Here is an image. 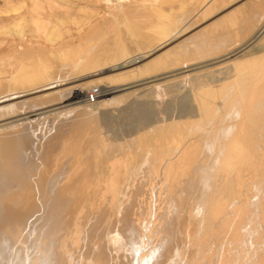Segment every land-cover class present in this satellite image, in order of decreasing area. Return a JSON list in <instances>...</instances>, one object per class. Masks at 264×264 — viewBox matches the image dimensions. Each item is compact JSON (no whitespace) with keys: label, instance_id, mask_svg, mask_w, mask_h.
I'll return each mask as SVG.
<instances>
[{"label":"bare ground","instance_id":"obj_1","mask_svg":"<svg viewBox=\"0 0 264 264\" xmlns=\"http://www.w3.org/2000/svg\"><path fill=\"white\" fill-rule=\"evenodd\" d=\"M242 1L0 0V105L69 94L0 117V129L24 123L0 136V264H264V55L253 50L264 0L245 23ZM203 25L205 37L181 40ZM212 51L223 54L176 67ZM105 81L90 92L104 100L78 102L80 88ZM140 86L152 88L141 98L155 100L187 86L195 115L104 138L102 110L135 108ZM82 103L68 111L99 112L69 130H55L53 118L41 119L40 132L25 124Z\"/></svg>","mask_w":264,"mask_h":264},{"label":"rangeland","instance_id":"obj_2","mask_svg":"<svg viewBox=\"0 0 264 264\" xmlns=\"http://www.w3.org/2000/svg\"><path fill=\"white\" fill-rule=\"evenodd\" d=\"M257 1L258 0H243L242 2H244V5H239L240 7H239V9L240 8H242L243 10H241L238 14H239V16L241 17V22L242 23H245L246 21H248V17H249V15L253 12V10H254V4H256L257 3ZM246 2V3H245ZM243 4V3H242ZM238 7V6H237ZM238 9V10H239ZM224 14V12L223 13H221V14H219L220 16L221 15H223ZM217 16V17H215L216 19L218 18V17H220V16ZM202 27H204V25L203 26H201V27H198L195 31H192V32H190L188 35H186L185 37H183L181 40H183V39H185V38H188L187 40L189 41V43L190 44H194V43H196L197 42V40H200V39H202L203 37H205L206 36V34H204V33H197ZM241 27V26H240ZM196 32V33H195ZM264 37V36H263ZM262 37V43L261 42H259L257 45H255V47H254V49L253 50H255L254 52H257L256 54H258V55H254L255 57L256 56H262V55H264V38ZM13 38V37H12ZM194 42V43H193ZM261 43V44H260ZM258 47V48H257ZM256 48V49H255ZM263 48V49H262ZM260 50V51H258V50ZM263 50V51H262ZM261 52H262V54H261ZM201 54L199 55V54H196V55H194V56H192L191 58H188V59H185V60H183V61H181V62H179V63H181L180 65H178V66H176L177 68L178 67H180L181 65L182 66H187V65H190V64H192V63H194L195 65L194 66H192L190 69H192V68H199V67H202V66H205V65H207L208 63H211L210 61H207V60H211V59H213V58H217V57H219V56H221L223 53H221L220 51H218V53L217 52H213L212 51V53H207V52H200ZM139 54V53H138ZM138 54L136 53V56L138 57ZM202 61V62H201ZM142 64V63H141ZM176 67H174V68H176ZM224 67H222V69H223ZM216 69H218L217 67L216 68H214V70H216ZM221 69V71L220 70H218L217 71V74L218 73H220V72H222L223 71V73L225 72V68L222 70ZM249 69V68H248ZM176 73V72H175ZM193 73V72H192ZM172 73H169V74H166L165 76H168V75H171ZM174 74V73H173ZM165 76H161V77H159L160 79L161 78H163V77H165ZM220 76V75H219ZM221 78L223 77V76H220ZM219 77V78H220ZM106 82V83H105ZM104 83H105V85H99V86H97V85H93V86H85V87H82V88H80V93H83L82 94V98H80V99H78V102H83V101H88L87 100V94L88 93H90V92H96V91H101L102 89H106V88H108V84H111V83H109V82H107V81H105ZM159 84H160V86H161V90L163 91L164 90V93H166L167 92V87H168V84L170 83V82H168V79H164V80H161V81H159L158 82ZM214 85H217V84H214ZM147 86H140V87H137V89L139 90V89H141V91H140V93H139V91H138V93H139V96H140V94H142V92H143V94H144V96L145 95H147L149 92H150V90L152 89L150 86H148V89L150 88V90H147V88H146ZM145 88V89H144ZM59 89H50V90H47V91H45V92H43V93H40V94H38V95H34V96H31V97H27V98H23V99H20V100H15V101H11V102H8V103H5V104H2V105H0V107H3V106H11V109L9 110V111H7V112H0V117H6V116H10V115H16V114H20V112H21V110H29V111H31V110H33L34 108H45L47 105L49 106V105H53V104H60L63 100H65V99H67L68 97H69V94H67V93H60V92H57ZM142 90H147L146 91V93L147 94H145V91H142ZM149 91V92H148ZM190 91V89L187 87V86H184V88H182V90H181V93L177 96V97H173L172 95H170V94H167L166 96H163L164 98H168V99H164L163 97H162V99H160V98H158L157 100H160L159 102H156L157 100H155V98H153V96H151V95H149V97H144V98H146V99H148V100H146V99H143V101H141L142 100V98H141V96L143 95H141L139 98H138V102L137 101H135L137 98H136V95H138V94H135V93H133V95H131L130 96V99H129V101H134L135 103H136V105H135V108H130L129 110L127 109V110H125V112L126 111H129V113L128 114H126L124 111V113L123 112H120L119 111V108H116V110L115 109H113V108H106V109H104V110H102V112H101V114L102 115H100L99 116V125H103V127H102V136L104 137V138H107L109 141H112V139H114V137L116 138V137H119L120 139L119 140H121V141H124L125 139H129V138H126L127 136H129V135H131V134H133V133H135V131H137L138 129H140L141 128V126L142 127H145V124H146V126H148V125H152V124H155L156 123V121L158 120H161V119H164L165 117L166 118H178V117H180V116H187V113L189 112V111H191V110H194V108H195V105H194V103L192 102V94L189 92ZM56 92V93H55ZM159 94V93H158ZM55 95V96H54ZM40 96V97H39ZM44 96V97H43ZM38 99H37V98ZM111 96H109V97H107V98H110ZM40 98V99H39ZM46 98V99H45ZM134 98H136L135 100H133ZM176 98V99H175ZM33 99H35V101H33ZM105 98H100V99H97L96 98V102L98 101V100H104ZM132 99V100H131ZM164 99V100H163ZM150 100V101H149ZM155 100V102H153ZM30 101V102H29ZM141 101V102H140ZM147 101V102H146ZM150 103H149V102ZM153 102V104H155V105H153L152 104V102ZM24 102H25V104H24ZM28 102V103H27ZM74 101H70V102H66L65 104H68V103H73ZM96 102H94V103H91V104H95ZM14 103V104H13ZM16 103V104H15ZM19 103V104H18ZM53 103V104H52ZM138 103V104H137ZM142 103V104H141ZM145 103V104H144ZM161 103H164V104H161ZM166 103V104H165ZM11 104V105H10ZM85 103H82V104H80V105H75V106H72V107H70V108H66V109H60V110H57V112L56 111H54V112H52V113H50V114H48V115H45V116H32V117H30V118H28V119H26L25 120V124L27 125V126H36V129L38 128V127H40L41 125H40V122L42 121V120H45V119H56L57 120V122H58V126H57V128L55 129V130H65V129H67V130H69V129H71L75 124H76V122H78L80 119H82V118H84V116L86 115V116H88V115H96L98 112H99V110L98 109H92V108H88V109H81V110H79V111H68V110H70V109H72V108H75V107H77V106H83ZM140 104H141V106H140ZM147 104H148V106H147ZM157 104H160L159 106H161V107H157L158 105ZM43 105V106H42ZM45 105V106H44ZM152 105V108L150 107V106ZM155 106V107H154ZM17 107V108H16ZM138 107V108H137ZM147 109H146V108ZM162 107H164L163 109H162ZM14 108V109H13ZM136 108H137V110H136ZM153 108H154V110H153ZM156 108L157 109H159V111H157L156 110ZM112 109V110H111ZM118 109V110H117ZM134 109V110H133ZM139 109H140V111H139ZM143 109V110H142ZM145 109V110H144ZM178 109V110H177ZM109 110L111 111V112H109ZM136 110V111H135ZM152 111V114H151V111ZM156 110V111H155ZM162 110V112H160ZM87 113H86V112ZM98 111V112H97ZM115 113H114V112ZM120 112V114H121V116H116V114H118L119 112ZM132 111V112H131ZM136 113H135V112ZM142 111V112H141ZM147 111V112H146ZM155 111V112H154ZM90 112H92V113H90ZM107 112V113H106ZM130 112H131V114H130ZM138 112V113H137ZM156 112H159L160 113V115H159V113L157 114ZM191 112H193V111H191ZM235 111H234V109L233 110H230V111H228L227 112V114L225 115V117H230L231 115H234L235 113H234ZM108 113L109 114H111V113H113V114H111L110 116H108ZM123 113V114H122ZM148 113V114H147ZM194 113V112H193ZM192 113V114H193ZM9 114V115H8ZM107 114V115H106ZM119 114V115H120ZM126 114V115H125ZM136 114V115H135ZM137 114H140V115H137ZM150 114V115H149ZM58 116V118H57V116ZM71 115V116H70ZM105 115H106V117H105ZM132 115H135L134 117L132 116ZM146 115H148L147 117H146ZM152 115H154V117L152 116ZM155 115L157 116H160V117H158V118H155ZM164 117H163V116ZM193 115H195V113L193 114ZM102 116H104V118L102 117ZM126 117V119H125V117ZM128 116H130L131 117V119H129L130 117H128ZM137 116V117H136ZM143 116V117H142ZM145 116V117H144ZM108 117H110V120L112 119V121H110L109 120V118ZM117 121V123H116V121H113L114 119ZM123 117H124V119H123ZM137 118V119H132V118ZM162 117V118H161ZM39 118V119H38ZM67 118V119H66ZM101 118H102V121H101ZM123 119L122 121L121 120H117V119ZM147 118V119H146ZM42 119V120H41ZM106 119V120H105ZM145 119V120H144ZM155 119H157L156 121H155ZM105 120V121H104ZM133 120V121H132ZM136 120H138V121H136ZM143 120V121H142ZM154 120V121H153ZM101 121V122H100ZM106 121H107V123H106ZM119 121H121V122H123V123H121V122H119ZM105 122V123H104ZM118 122H119V124H118ZM137 124V126H136V124ZM149 122V123H148ZM155 122V123H154ZM34 125H33V124ZM43 123V122H42ZM101 123H103V124H101ZM114 123H116V125L114 124ZM133 123V124H132ZM144 123V124H143ZM16 124V123H15ZM13 124V125H9V127L8 126H6V127H4V129L3 128H1L0 130V136L1 135H3V134H5L7 131L8 132H12V131H16V132H18L19 130H21L22 129V127L21 126H23V124L21 125L20 124V126H19V123L18 124ZM111 124H112V126H111ZM122 124H125L126 125V127H124L125 125H122ZM128 124H129V126H128ZM139 124H140V126H139ZM89 125H91V124H89ZM105 125H110V127H106ZM115 125V127H117V128H115V127H113ZM120 125H122L123 126V128L122 127H120V128H118ZM132 125V126H131ZM144 125V126H143ZM15 128H14V127ZM17 126H19V129H18V127ZM67 126V127H66ZM7 127H8V129H7ZM108 128V129H106V128ZM111 127H113V129L111 128ZM13 128V129H12ZM109 128H110V130H109ZM121 128H122V131H121ZM126 128V129H125ZM135 128V129H134ZM150 128V127H149ZM6 129V131L4 132L3 130H5ZM12 130V131H10V130ZM104 129H106L105 131H104ZM115 129V130H114ZM119 131H118V130ZM125 131H124V130ZM130 129H132L131 130V133L129 132L128 134H127V130H129L130 131ZM38 132H40V128H38ZM112 130V131H111ZM135 130V131H134ZM148 130V129H147ZM115 131V132H114ZM118 131V132H117ZM127 131V132H126ZM132 131H134V132H132ZM1 132H2V134H1ZM4 132V133H3ZM114 132V133H113ZM121 132H123V134L121 133ZM110 134V137H109V134ZM113 135H112V134ZM118 133V134H117ZM124 133H126L127 134V136H125V137H121V135L123 136L124 135ZM108 134V135H107ZM120 134V136H116V135H119ZM125 134V135H126ZM215 134L216 133H212L211 134V136L209 137V139L211 140V141H216L217 140V136H215ZM135 135V134H134ZM74 137L76 136L77 137V135L76 134H74L73 135ZM72 136V137H73ZM107 136V137H106ZM111 136H114L113 138H111ZM73 137V138H74ZM75 137V138H76ZM110 138V139H109ZM123 138V139H122ZM259 137H257L256 139H254V141H262L261 139L259 140L258 139ZM258 139V140H257ZM119 141L117 138L116 139H114L113 140V142L114 141ZM257 173V172H256ZM245 174H247V176H249V177H251L252 175L248 172H246ZM259 183H261V179L260 180H257V182H255V184L254 185H252V187L251 188H260L259 186H260V184ZM262 183H264V182H262ZM257 191H258V189H256V191H254V195L257 193Z\"/></svg>","mask_w":264,"mask_h":264},{"label":"built area","instance_id":"obj_3","mask_svg":"<svg viewBox=\"0 0 264 264\" xmlns=\"http://www.w3.org/2000/svg\"><path fill=\"white\" fill-rule=\"evenodd\" d=\"M96 98H97V95L94 96V94H90V93L87 94V100H89L92 103L95 101Z\"/></svg>","mask_w":264,"mask_h":264}]
</instances>
